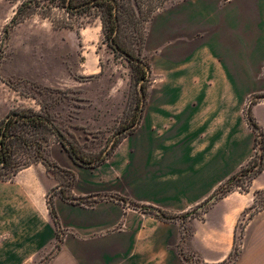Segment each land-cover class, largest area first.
<instances>
[{"label":"crops","instance_id":"obj_1","mask_svg":"<svg viewBox=\"0 0 264 264\" xmlns=\"http://www.w3.org/2000/svg\"><path fill=\"white\" fill-rule=\"evenodd\" d=\"M153 34L161 79L144 141L121 143L95 168L56 144L51 160L69 176L37 163L0 180V264H264V249L233 260L238 220L264 190V170L205 219L164 221L131 206L185 214L251 159L256 133L245 112L264 92V0H186ZM252 111L264 129V98Z\"/></svg>","mask_w":264,"mask_h":264},{"label":"rangeland","instance_id":"obj_2","mask_svg":"<svg viewBox=\"0 0 264 264\" xmlns=\"http://www.w3.org/2000/svg\"><path fill=\"white\" fill-rule=\"evenodd\" d=\"M184 1L119 0V50L98 16L71 17L61 0H0V125L13 114L26 120L40 115L49 122L32 127L12 121V131L24 140L12 143V164L0 165V180L45 160L51 162L50 167L44 164L49 170L69 176L71 172L51 160L56 144L80 157L77 162L95 168L121 143L143 142L149 101L160 90L154 26L161 15L167 16ZM66 23L72 28H62ZM143 73L146 78L138 80ZM263 98L264 92L251 96L247 110L251 101ZM260 147H254L242 168L252 166L264 153ZM66 180L71 184L72 179ZM229 181L211 201L187 213L205 219L209 207L229 194L249 191L252 180L242 177L231 185ZM223 191L226 194L217 200ZM257 193L238 220L233 260L244 249H264V194ZM169 215L182 221L184 214Z\"/></svg>","mask_w":264,"mask_h":264},{"label":"trees","instance_id":"obj_3","mask_svg":"<svg viewBox=\"0 0 264 264\" xmlns=\"http://www.w3.org/2000/svg\"><path fill=\"white\" fill-rule=\"evenodd\" d=\"M61 2L65 10L71 14V17L72 16L74 17L77 14L79 15L80 19L85 18V17L98 16L102 20L104 32L111 39L112 44L117 49L122 50V47L120 46V44L116 42V37L119 33V18H120L119 0H61ZM14 23H16V21ZM63 27L72 28L71 24L69 23H66L65 25L62 26V28ZM143 78H146L145 73H143L142 77H139L138 80H143ZM142 88L143 89L145 88L144 84H142ZM255 103L256 101H253L250 104L246 112V117H247V121L250 127L256 133L255 149H257V147L260 146L261 144L260 149L264 150V129H262L258 125L253 115V111H252V107ZM13 116L9 118V120L3 122V124L0 125V165L2 168H8L12 164V157L14 154L12 143L16 141L22 142L24 140V137L22 136V134H17L15 131H12V128L14 127L13 125L14 123L12 124V121H15V123L20 121L24 125L31 123L32 127H34L35 125H43L45 123L49 124L47 119L46 118L44 119L40 115L33 116L34 118H32L31 120H26V118H24L23 115H17L16 118H13ZM70 154L76 161H81V158L78 157L76 154H74V152L70 151ZM44 164L50 167L51 162L45 160ZM263 170H264V153L262 152L258 156V159L253 162L252 166L248 168L247 167L242 168L235 176H233V178L230 179L229 181V185H231L234 180L241 179L242 177H248L250 180H253ZM17 173L18 171L12 174L10 177H8V179L9 180L13 179ZM225 194H226V191H223L221 195L217 196V200L221 199ZM257 194H259V196L260 194H264V190L261 192H258ZM131 206L137 209H140L141 211H145L146 213H149L151 215H154L164 221H172V220L175 221L176 219L180 218L177 216L166 214L162 211H158L154 208L147 207V206H137L134 204H131ZM50 210H51L53 219L55 220V223H58L57 213H56V210L52 202H50ZM192 217H195V215L192 213L184 214L181 217L182 218L181 222L186 223L187 220ZM61 241H62L61 238H59V243H61ZM59 245L60 244H57V247Z\"/></svg>","mask_w":264,"mask_h":264}]
</instances>
